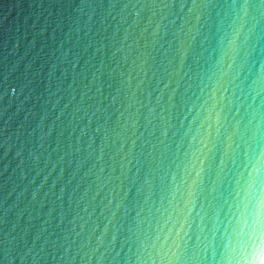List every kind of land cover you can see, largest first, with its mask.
Segmentation results:
<instances>
[{"label":"water","instance_id":"obj_1","mask_svg":"<svg viewBox=\"0 0 264 264\" xmlns=\"http://www.w3.org/2000/svg\"><path fill=\"white\" fill-rule=\"evenodd\" d=\"M261 199L264 0H0V264H264Z\"/></svg>","mask_w":264,"mask_h":264},{"label":"snow or ice","instance_id":"obj_2","mask_svg":"<svg viewBox=\"0 0 264 264\" xmlns=\"http://www.w3.org/2000/svg\"><path fill=\"white\" fill-rule=\"evenodd\" d=\"M260 174L261 170L257 169V175L259 176ZM243 222L245 226L250 223L254 229H264V199H261L258 205L253 207L250 212L248 211V206H245Z\"/></svg>","mask_w":264,"mask_h":264}]
</instances>
